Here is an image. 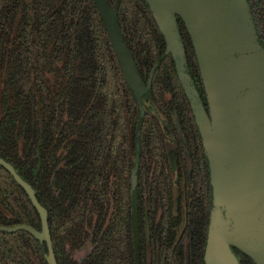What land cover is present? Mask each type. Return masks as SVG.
Masks as SVG:
<instances>
[{"label":"trees","instance_id":"trees-1","mask_svg":"<svg viewBox=\"0 0 264 264\" xmlns=\"http://www.w3.org/2000/svg\"><path fill=\"white\" fill-rule=\"evenodd\" d=\"M248 1L264 39V0ZM108 3L145 84L158 65L141 128L139 262L203 264L208 223L202 241L190 232L204 210L195 207L182 227L168 188L166 153L172 135L184 132L178 143L183 140L192 153L187 175L196 179L185 185L195 198L197 176L206 179L209 218L207 162L201 149L196 152L199 133L174 60L165 56V39L146 0ZM178 24L206 104L193 44L180 18ZM138 120L95 0H0V157L48 210L58 264H136L132 169ZM19 225L41 230L28 195L0 166V226ZM181 231L188 235L179 236ZM240 263L253 264L244 256ZM0 264L48 263L40 242L18 231L0 233Z\"/></svg>","mask_w":264,"mask_h":264},{"label":"water","instance_id":"water-1","mask_svg":"<svg viewBox=\"0 0 264 264\" xmlns=\"http://www.w3.org/2000/svg\"><path fill=\"white\" fill-rule=\"evenodd\" d=\"M146 1L165 39V56L171 55L174 60L207 162L211 210L204 264H240L234 250L253 264H264V39L258 35L249 1ZM95 2L139 110L132 215L136 264H140L137 187L141 128L158 65L145 84L123 38L117 11L108 0ZM178 18L195 50L207 108L189 68ZM0 166L24 189L41 220L40 231L19 225L0 226V233H29L40 242L47 263L58 264L48 210L13 164L0 157Z\"/></svg>","mask_w":264,"mask_h":264},{"label":"flooded vegetation","instance_id":"flooded-vegetation-1","mask_svg":"<svg viewBox=\"0 0 264 264\" xmlns=\"http://www.w3.org/2000/svg\"><path fill=\"white\" fill-rule=\"evenodd\" d=\"M205 106L207 108V103L205 104ZM171 138H172L171 142L174 147L173 146L170 147L166 153V159H167L166 173H167L168 181L170 184V187L168 188L170 189L171 196H172L173 210H175L174 215L176 217L177 216L181 217L179 221H181V224L183 227L184 219L186 217L187 218L190 217L191 215L190 213L196 210L195 207L201 206L202 209L204 210V213L200 215V218L198 220L199 222H196L195 224H193V228L191 229L190 233L192 235H195L198 241H202L201 238H203L204 233H205L206 222L208 223L207 237H206L208 239V231H209V224H210V210H211V190H210V199H209V202H210L209 218L207 219V215H206L207 209L205 210V207H206L205 201L207 202L205 195L208 192V188L206 185V179L204 177L202 178V176L200 175L197 176L199 177V186H198L199 188H198V194L195 195V198L192 197V194H191L192 188H190V185H187V186L185 185V183L188 182L189 180H194V181L196 180V179H192L195 177L194 175H191V179H189V176L187 175V172L192 168V165H191L192 153L189 151L186 143L183 142V140L180 142V144L178 143L179 140L186 138V133L179 132L178 134H173ZM199 141H200V144L198 145L196 152L199 153L201 149L202 153H204L201 140H200V136H199ZM196 168H197L196 166L193 167L194 170H196ZM203 169L204 168L202 167V170ZM209 183H210V178H209ZM181 234H184L183 237H186V235H188V232L183 233V231H181V233H179V236H181ZM206 246H207V241H206ZM234 253L238 257L239 262H240V260L242 259L244 255L240 254L236 250H234ZM203 264H204V261H203Z\"/></svg>","mask_w":264,"mask_h":264}]
</instances>
